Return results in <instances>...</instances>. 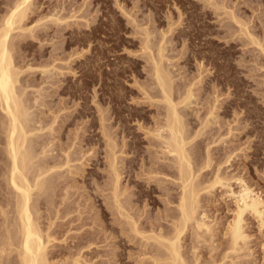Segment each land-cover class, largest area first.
<instances>
[{"label":"rangeland","instance_id":"rangeland-1","mask_svg":"<svg viewBox=\"0 0 264 264\" xmlns=\"http://www.w3.org/2000/svg\"><path fill=\"white\" fill-rule=\"evenodd\" d=\"M34 1L36 3L31 4L23 21L25 29L31 27L30 32L12 31L14 42L20 38L25 42L22 47L13 49V57L15 66L21 70L20 82L27 86L25 98L31 106L28 105L31 124L37 127L38 121L50 123L56 117L52 126L54 130L41 131L44 133L42 141L53 149L49 151L53 157L48 161L52 164L65 149L75 150L72 153L75 160L69 163L71 167L59 169L62 176L57 179L59 185L57 183L53 189L55 197L52 198L53 193L50 197L52 203H44L51 204L50 208L43 204L39 210L43 224H47L48 217L54 220V224L65 223L62 227H55V236L59 237L56 242L62 245L61 240L65 237L64 244L68 243L67 248L60 247L62 253L74 255L80 250L81 257L89 260L88 264L152 263L148 258L153 253L150 242L145 247L148 256H142L143 239L129 232L111 202L106 138L103 136L106 129L120 147L116 148L117 154L125 150L122 155L131 154L129 146L121 143L132 140L141 156L137 155L139 158L133 168L136 177L131 178L132 182L127 179L121 181L128 211L132 216L136 213L134 217L139 226H145L147 231L155 224L163 229L170 226V220L164 215L172 210L175 201L165 202V187L175 185L171 191L178 193L177 183H172L176 181L175 176L171 173L165 176L166 171L162 170L164 173H159L158 178L157 174L152 175L154 179L148 178L154 174L148 167L155 165L159 149L155 145L157 140L149 131L162 121L164 115L150 60L153 55L157 58L156 49L161 44L164 53L162 64L171 75L174 100L183 97L187 89L191 92L185 106H181L185 119H192L195 131L203 127L205 119L208 120L203 134L196 138L200 140V148L194 153L200 163L207 152L211 155L210 166L205 169L206 177H212L216 170L221 176L227 174L233 191L239 189L237 177L241 178L263 200L264 213V51L253 45L248 35L240 34V25L229 18L231 11L236 13L239 20H244L246 30L264 47V0ZM46 2H50V6ZM3 11L4 5L0 7V14ZM23 31L27 32L22 35ZM145 39L150 44L149 50L144 48ZM44 65L48 68L45 72L41 70ZM1 114L0 110V117ZM62 119L65 122L62 123ZM1 135L3 133L0 132ZM36 138L37 134L32 136L34 149L38 152ZM0 143L1 201L10 198L12 192L3 178L7 167L3 143ZM227 156L228 162H224ZM69 169L78 173L71 174L67 171ZM147 179L154 183V189L150 198L143 196L139 199L136 185L138 182L146 183ZM224 187L219 188L217 184L209 191L211 194L206 192L199 196V209L214 224L212 233L215 236L211 243L208 241L210 244H206L193 240L191 229H186L180 241L187 256L191 254V243L199 246L198 252L203 254V260L211 258L209 251L218 260L223 251L228 252L222 226L232 216L234 201ZM62 197L66 199L62 200ZM262 216L264 219V214ZM243 220L244 242L239 241L236 250L230 251L223 264L264 263V222L249 212L244 214ZM78 233L89 234L85 237L89 241L79 246L80 249L69 244L76 240L71 236ZM118 252L123 263L117 257Z\"/></svg>","mask_w":264,"mask_h":264},{"label":"bare ground","instance_id":"bare-ground-1","mask_svg":"<svg viewBox=\"0 0 264 264\" xmlns=\"http://www.w3.org/2000/svg\"><path fill=\"white\" fill-rule=\"evenodd\" d=\"M33 3H36V2L34 0H0V7L4 5V11L3 13L0 14V110L2 112L1 114L2 116L0 117L1 118L0 132L3 133V136L2 135L0 136V137H3L2 140L0 139V142L3 143V151L5 154V158H6V161L4 163H6L5 165L7 167L5 169L6 172L4 171L6 173L5 177L3 178H4V182L6 180V183L10 188V193L12 192L11 193L12 196L10 198H5L0 201V215L2 217L0 220V264H88L89 260H86L85 258L81 257L82 254H80V250L74 255H71V254L65 255L64 253H62L63 251L60 249V247L67 248L68 243L64 244L66 243L65 237H63L61 240L62 245L56 242V240H58L59 237L55 236V233L57 232L55 227L56 226L62 227V225H64L65 223L60 221L58 222L59 224L58 223L54 224L55 223L54 220L52 221V219L48 217L47 220L48 219L49 220L47 221V224L45 223L43 224V221L41 220L42 213L40 214L39 212L42 205L45 202L48 203V201H50V197L53 194L54 196H52V198L55 197V193L53 189L54 187H56V184L58 183L57 179L59 180V178L62 176V171L59 169H61L64 166L71 167L69 163L75 160V158H73L72 156V153L75 150L73 152L68 151V150L66 151V149L62 151V149H64L62 147L61 149L62 154L60 155L58 154V156H56V158L58 157L57 160L56 158L55 159L53 158L54 161L51 164L48 160L52 158L53 156L49 155V151H52L53 149L51 150L48 147V143L46 145L45 141L44 142L42 141L43 134H44L42 132L44 131V129H47L49 132L52 131L53 129L52 126L56 120L55 119L56 117L53 118V120L50 123H47V122L44 123L43 120L38 121L39 124L37 127L33 126L30 122L31 121L30 112H29L30 104L29 103L27 104L26 98H25V92H26L27 86H24L23 83L20 82L19 74L21 73V70L15 66V63H14L15 53L13 54L14 52L13 49L15 47H22L25 42H23V38L22 39L20 38L19 40H17V42H14L12 40L13 38L12 31L14 30L16 31V29H19L21 31L29 30L30 32L31 27L27 28L26 26L27 29H25L24 28L25 26L23 27V24H24L23 21L27 17L28 15L27 12L30 11L28 9L30 8L31 4L33 5ZM46 3H47V6H50V2H46ZM230 11H227V12H230ZM231 12L229 13L230 17L227 16V18L229 17V18H232V20L234 19L236 24L240 25L239 27L240 34L244 33V35L245 34L248 35L247 36V38H249L248 40H250V42L253 45L256 44L258 47H260L259 50L263 52L264 47L260 43V40H258V38H255L252 35V33L246 30V26H245L246 24H244V20L243 21H241V19L239 20L235 16L236 13L232 14ZM225 14L228 15L227 13ZM46 17L47 16H45V18ZM41 20L42 19H40V21ZM26 32L23 31V34L22 33L20 34L24 35V33ZM14 40L16 41V39ZM145 40L146 41L144 44V48L149 50L150 44H148L149 43L148 39H145ZM162 45L163 44L158 46V49H156L157 50L156 54L158 55L157 58H155L153 55L151 56L150 60H151V64L153 65L152 73L155 79V86L157 85V89L160 92V98L158 100H160L163 103L164 115L162 117V121H159V123L157 122L158 124L156 123L157 125L156 127L153 128L152 131L148 130L149 133L152 135V137L157 140L155 142V145L159 149L157 152L158 154L155 155V158H156V160H154L155 165H153V167L151 168L148 167L150 171L151 170L154 171V174L150 173L151 175H148L147 172L145 173H147L149 179L151 178L154 179L155 176H152V175H156V174L158 178L159 173H164L162 170L166 171L165 176H167L168 173H171L172 175L174 174L175 176L176 181L175 182L172 181V183L173 184L177 183L176 186L179 189L178 193L175 194L174 192L171 191L172 189L175 188V185L169 186L168 184L165 187L166 188L165 189L166 198L164 199L165 202L170 203L172 201H175L173 202V204L175 203V205L172 207V210H170L169 212H166V215H164V218H167L170 220L169 228L163 229L162 227H160L161 225L157 226L155 224V226L150 227L149 231H147L145 230L146 228H144L145 226L142 228L139 226L138 221H136L134 217L136 213H134V215L132 216L131 212L128 211L129 207L125 205V200L123 199L124 191L121 189V181L125 179H127L128 181L132 180L131 178L134 177L135 175L133 171V168L135 167L134 164H135V161L138 160L139 158V157L137 158V155L140 156V154L137 153L138 149L137 147L133 146L134 141L132 140L131 142H129L128 140L126 141L124 140L125 142L121 143V144H127L129 146L128 152L131 154L122 155L123 152H120L121 154L120 153L117 154L116 148H120V147H117V143L113 140L114 138H112L110 135L111 133L107 132L108 129L105 130L106 132H103L104 130L102 131L104 133L103 136H105L106 138V144H105L106 154L105 155H106L107 163H108V170H107L108 176H109L108 186L110 188V191L108 189L107 190L110 192V196H111L110 198H111V202L114 205V209H116L118 216H120V218L124 220V223L127 225V229L129 230V232L134 234V236L140 235V237L143 239L144 252H141L142 256L143 255L145 256L147 254L145 247H146V244L149 245L148 242H150V247H153V248H150L151 250H153V253L149 254V256L147 254L148 258L151 259V262H152L151 264H223L224 262L222 261L224 260V258H227L229 256L230 251L233 252L236 250V247L239 241L242 240L244 242V239L246 237L242 229L243 221H244L243 220L244 214L246 212L252 213L254 216L260 219L261 223L264 222V219L262 216V214H264L263 209H262L263 200L260 198V196L257 193H255L251 188H249V186H247L244 183V181H242V179L239 177H237V180L239 183V185L238 184L237 185L239 186V189H237L236 191L232 190L233 188H231V184L229 182L230 180L227 177L228 176L227 174L226 176H221V173L219 174L217 172L218 170H216L215 174H212L213 175L212 177H209V178L206 177V174H207L206 168L210 166V163L212 160L210 157L211 155L207 152V155H205V159L202 160V163H200L199 162L200 160L198 161V158H196V156L194 157V153L196 150L198 151V149L200 148L199 147L200 140H197L196 138L199 135L203 134V130H204L203 127L205 128V126L208 125L207 124L208 120L205 119V122L203 121L204 123H202L203 127L195 131L193 129L194 124H193L192 119L190 118L185 119L184 117L185 111H183L181 106L182 104L184 105L185 103H187L186 101L191 96V92H190V89H187L186 94L182 95L183 97L177 100H174V97H173L174 89L172 86L171 75L169 71L165 68V66H163L162 64V57L164 54ZM47 69L48 68H46L44 65L43 69L41 70L45 72ZM148 98L150 97L148 96ZM209 113H210L209 115H211V111ZM64 120L62 121V123L65 122ZM101 126L102 125H100V127ZM230 128L231 127H229V129ZM35 134H37V138H39V140L37 138L34 139L38 142V143L36 142L39 148L38 152L35 151L34 149L35 145H33L32 136ZM127 147L125 148L127 149ZM77 156L79 157L78 154ZM227 159H228V156L226 157L224 162H226ZM218 168L219 167H217V169ZM203 169L204 171L201 173L200 171ZM67 171H69V173L71 174L78 173V172H74L71 169ZM199 175L201 177H198ZM232 178L233 177H231L230 179ZM153 184L150 183L148 179L146 183L138 182V184L136 185L138 187L137 197L139 198L143 196H146V197L149 196L150 198V194H151L150 192L154 189ZM217 184L219 185V188L220 186L227 187L228 189L226 188L225 191L226 193H228V195L232 196V200L234 201V207L232 208V216L230 220H227L224 226L221 225L223 227L222 228L223 236L224 238L227 237L226 242H227L228 252L223 251L222 253L224 254H222V257L220 256L221 258L218 260L215 257H213L211 255V252L209 251L211 258L210 259L205 258L203 260V257L201 258L203 254L200 255L201 251L198 252L199 246L191 243V246H189V248L191 249V254L190 256H187L185 252L183 251L184 249L182 250V245H181L182 243L180 241L183 239L182 233L186 229L188 228L191 229L190 233H191V238H193V240L196 239L197 241H200L203 243L207 242L206 244H210L213 241L212 237L215 236L212 233V231H214L213 229L214 224H212L209 221L210 219L207 217V214L205 212L200 211L199 196H202V194L204 195V193L206 192L210 193L209 191H212L211 189L214 188V186H216ZM108 186L106 185V187ZM216 188L217 187H215V189ZM34 195L35 197H33ZM138 198L135 197L136 200ZM65 199L66 198L62 197V200H65ZM132 199L133 198H130V200ZM50 203L52 202L50 201ZM62 204L64 203L62 202ZM44 205H47L50 208L51 204L50 205L44 204ZM53 206L55 207L56 204ZM55 210L58 211L57 209ZM65 216H68V215H65ZM159 224H161V221ZM126 231L127 230H125V232ZM66 232L68 233V231ZM87 234L88 233H78V234L71 236L73 239H76V240L74 241L72 240L69 243L70 246L79 247L84 242L89 241V239L85 238ZM208 241L209 242L211 241V242L209 243ZM90 244L91 243H89L88 245ZM203 246L204 245H202V247ZM57 247H59V249ZM54 248H57V249H54ZM213 249L214 247L212 246L211 250ZM112 254H115L116 256V253H112ZM117 257L119 258L120 261L122 260L120 252L117 253ZM231 258L230 260H233ZM141 261H143V258L141 259ZM121 263L123 262L121 261Z\"/></svg>","mask_w":264,"mask_h":264}]
</instances>
